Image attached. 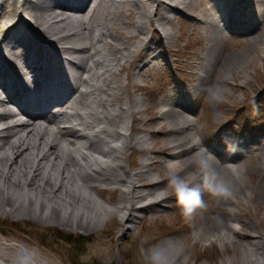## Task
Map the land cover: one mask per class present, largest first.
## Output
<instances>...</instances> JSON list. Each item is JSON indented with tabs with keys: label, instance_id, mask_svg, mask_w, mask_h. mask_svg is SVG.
Wrapping results in <instances>:
<instances>
[{
	"label": "bare ground",
	"instance_id": "1",
	"mask_svg": "<svg viewBox=\"0 0 264 264\" xmlns=\"http://www.w3.org/2000/svg\"><path fill=\"white\" fill-rule=\"evenodd\" d=\"M193 2L0 0V107L20 104L23 90L36 94L41 91L43 73L46 88L42 99L34 101V107L24 106L18 111L6 109L0 114L3 213H15L28 204L35 208L31 219L43 221L42 214L50 210L47 217L58 212L63 216L58 220L60 225L88 229L95 219L104 225L115 211L123 213V225L133 222L136 212L147 208L135 206V201L146 197L157 199L153 204L160 201L163 182L156 180L151 171L161 161L148 155L140 162L142 169L138 171L129 162L131 149L150 151L145 148L149 138L139 136L135 120L138 108L143 110V99L124 98L130 86L140 85L136 84L138 77L155 66L154 47L158 45L157 54L162 56L164 46L170 44L169 38L173 36L165 31L162 36L167 43L159 46L149 37V30H160L172 21L177 7L190 9L194 20L203 26L205 38L211 40V49L196 63L199 83L195 91L200 92L207 87L204 80L212 65L220 64L223 71L229 67L230 61L221 55L214 61L221 31L241 22L248 25L253 20L248 33L258 34L264 29V0H255L257 14L252 13L254 7L244 10L240 0H207L204 8ZM254 44L259 47L247 61L257 70L264 64V46L258 41ZM123 71L128 73L125 78ZM229 78L228 73L222 79L225 86ZM223 92V87L215 86L209 98L218 101ZM166 100H161L166 108L153 113L155 116L147 123L152 124L154 117H160L170 124L172 139L163 149L155 148L158 144L153 149L156 155L164 156L167 170L173 173L168 180L187 174V191L196 196L211 189L217 192L218 198L233 203L232 189L238 187L245 198H253L254 190H249L250 186L242 188L243 183L246 186L244 173L251 171L245 163H234L238 156L233 153L211 154L212 150L204 148L202 141L194 136L191 117L176 109L175 106L184 108L182 101L187 102L188 98L181 95L175 106L165 104ZM50 104L52 112L48 110ZM40 117L45 121H39ZM63 123L69 125L63 126ZM216 156L226 159L225 162L215 161ZM255 160V153L250 152L247 165L263 172L258 185L261 188L264 151L260 163L254 166ZM194 186L197 191H192ZM116 191L118 204L112 209L104 196ZM11 199L14 203L9 205L6 201ZM232 214L233 208L226 206L224 217ZM261 217L264 219V214ZM219 223L223 229L203 227L196 233L195 242L219 240L222 246L241 243L250 254L243 264H264V243L258 236L257 240L245 244L236 240L237 234H242V222L233 225L228 218H222ZM7 244L12 243L0 241V264H42L27 251H23V257L11 255L7 252L9 248L3 247ZM10 248L15 251V247ZM166 249L164 242L159 245L158 264H186L178 248L170 249L167 258Z\"/></svg>",
	"mask_w": 264,
	"mask_h": 264
},
{
	"label": "rangeland",
	"instance_id": "2",
	"mask_svg": "<svg viewBox=\"0 0 264 264\" xmlns=\"http://www.w3.org/2000/svg\"><path fill=\"white\" fill-rule=\"evenodd\" d=\"M193 1L199 8H204L208 3L207 0ZM254 3L255 0H240L244 10L254 9L252 13L257 14ZM177 8L172 21L160 30H149V37L158 42L159 46H164L163 42L167 43L163 33L170 32L173 35L169 38L170 46H164L162 56L157 54L158 45L154 47L153 54L157 55L155 66L148 69L144 76L138 77L136 84L140 85L130 86L128 93L124 94L125 100L135 96L143 99V110L138 108L135 120L138 122L139 136L149 138L145 148L150 150L141 152L138 148L131 149L129 162L135 164L134 171H138L142 169L140 162L148 155L161 161L151 171L156 180L163 182L160 201L153 204L157 199L154 201L152 197L135 201V206L144 205L147 208L137 211L133 222L123 225V213L112 210L118 204L119 192L116 191L104 196L111 211H115L104 225L101 226L99 219H95L88 229H73L71 225L59 224L58 220L62 216L59 212L47 217L50 210H46L42 214L43 221L31 219L35 208L28 204L15 213H3V200L0 197V241L13 244L3 246L9 248L8 253L23 257V251H27L31 257L41 260L42 264H129L128 260L136 264H158V247L164 242L167 246L165 257H169L170 249L178 248L179 256L186 258V264H243L250 254L241 243L222 246L219 240L195 242L196 233L203 227L216 226L217 229H223L219 223L222 218H228L233 225L238 222L244 224H241L242 234H237L236 240L249 244L257 240L255 237L258 236L264 243V219L261 217L264 214V183L258 188L263 172L247 165L250 152L255 153V166L260 163L264 151V64L256 70L247 61V57L253 55L259 47L254 44L256 41L264 46V29L258 34L248 33L253 20L248 25H242L241 22L232 29L221 31L217 36L219 45L215 49L214 61L221 55L230 61L229 67L223 71L220 64H217V67L220 66L217 70L212 65L208 78L204 80L207 87L199 92L195 91L199 83V76L195 74L196 63L211 49V40L205 38L203 26L194 20L190 9L185 11L182 7ZM134 69L133 66L131 73ZM228 73L229 83L225 86L222 79ZM122 75L125 78L128 73L123 71ZM215 86L223 87L224 91L218 101L209 98ZM181 95L188 98L187 102L182 101L184 108L174 105L179 103ZM163 98H168L165 104L174 105L191 117L194 136L202 141L204 148L212 150L211 154L215 151L233 153L238 156V161L234 163H245L251 171L244 173L246 186L243 183L242 188L250 186L249 190H254L253 198H245L241 188L235 187L232 189L233 203L218 198L217 192L211 189L198 193L192 199V194L187 191V174L168 180L173 173L167 170L164 156L156 155L153 149L156 144L155 148L165 147L172 139L170 124L160 117H154L152 124L147 123L153 113L166 108L161 103ZM38 120L45 121L41 117ZM225 160L220 156L215 157L217 162ZM196 187L192 191H197ZM6 202L13 204L14 199ZM226 206L232 207L234 214L224 217ZM78 237L83 239V245L76 243ZM10 246L15 247V251Z\"/></svg>",
	"mask_w": 264,
	"mask_h": 264
},
{
	"label": "trees",
	"instance_id": "3",
	"mask_svg": "<svg viewBox=\"0 0 264 264\" xmlns=\"http://www.w3.org/2000/svg\"><path fill=\"white\" fill-rule=\"evenodd\" d=\"M70 237L75 238V237H73L72 235H71ZM76 243L79 244V245H80V244L83 245L82 243H84V242H83V239H82V238L78 237V238H76ZM81 247H82V246H81ZM80 251H81V250H80ZM128 263H129V264H136V263H133L132 261H129V260H128Z\"/></svg>",
	"mask_w": 264,
	"mask_h": 264
},
{
	"label": "snow or ice",
	"instance_id": "4",
	"mask_svg": "<svg viewBox=\"0 0 264 264\" xmlns=\"http://www.w3.org/2000/svg\"><path fill=\"white\" fill-rule=\"evenodd\" d=\"M181 195L183 196V193H181ZM195 198H196V194L193 193V194H192V199H195Z\"/></svg>",
	"mask_w": 264,
	"mask_h": 264
}]
</instances>
